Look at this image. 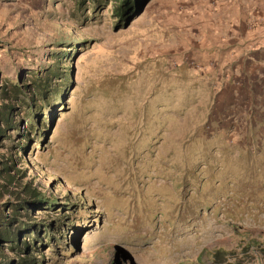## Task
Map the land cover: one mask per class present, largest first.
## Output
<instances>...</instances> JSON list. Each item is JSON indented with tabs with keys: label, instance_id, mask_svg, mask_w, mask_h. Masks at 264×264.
<instances>
[{
	"label": "rangeland",
	"instance_id": "374dc122",
	"mask_svg": "<svg viewBox=\"0 0 264 264\" xmlns=\"http://www.w3.org/2000/svg\"><path fill=\"white\" fill-rule=\"evenodd\" d=\"M123 2L0 0V264H264V0Z\"/></svg>",
	"mask_w": 264,
	"mask_h": 264
},
{
	"label": "trees",
	"instance_id": "16d2710c",
	"mask_svg": "<svg viewBox=\"0 0 264 264\" xmlns=\"http://www.w3.org/2000/svg\"><path fill=\"white\" fill-rule=\"evenodd\" d=\"M121 2V0H119ZM130 0H124L123 3H121L120 9H124L127 3H129ZM117 5V4H114ZM118 7V6H117ZM66 73V72H65ZM53 72H48L45 75H40L38 72L31 74V82L29 84L24 83H18L15 87V94L17 97H21L25 102L28 100H32V104H27L26 107H28L30 112H33L35 114H41L39 110H37L39 107L42 108L41 105H46L49 98L54 95V98L58 99L59 95V88L58 86L52 85V77L54 76ZM55 77V76H54ZM63 80V77L60 78ZM65 81V80H63ZM22 94V95H21ZM30 105V107L28 106ZM12 222H4L0 225V243H7L12 242V239L14 238L13 231L11 230Z\"/></svg>",
	"mask_w": 264,
	"mask_h": 264
}]
</instances>
